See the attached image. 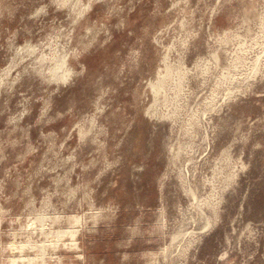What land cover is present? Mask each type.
<instances>
[{"label":"rangeland","instance_id":"1","mask_svg":"<svg viewBox=\"0 0 264 264\" xmlns=\"http://www.w3.org/2000/svg\"><path fill=\"white\" fill-rule=\"evenodd\" d=\"M0 264H264V0H0Z\"/></svg>","mask_w":264,"mask_h":264}]
</instances>
